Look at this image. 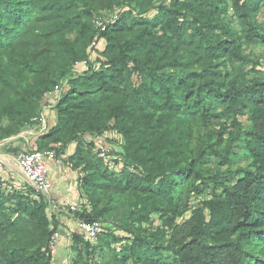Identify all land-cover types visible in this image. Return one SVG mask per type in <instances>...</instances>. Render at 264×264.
<instances>
[{
    "label": "trees",
    "instance_id": "1",
    "mask_svg": "<svg viewBox=\"0 0 264 264\" xmlns=\"http://www.w3.org/2000/svg\"><path fill=\"white\" fill-rule=\"evenodd\" d=\"M263 6L264 0H0V140L39 120L53 94L55 122L33 149L56 148L83 171L80 195L95 201L94 212L79 207L74 217L103 221L117 205L110 197L98 204L114 188L125 195V219L170 230L176 264H264V76L245 79L228 67L256 63L242 39L264 45ZM114 10L116 19L97 26L96 16ZM245 110L249 126L239 119ZM107 130L123 140L118 173L103 168L100 148L84 137ZM237 140L250 163L232 169ZM71 142L75 149L65 157ZM0 182V264H54L49 244L61 221L50 197L29 182ZM212 186L203 205L192 207L190 194ZM113 231L104 223L98 234L120 247L112 264L157 249L133 230ZM72 248L74 264L95 259L97 245L83 232H73Z\"/></svg>",
    "mask_w": 264,
    "mask_h": 264
},
{
    "label": "rangeland",
    "instance_id": "2",
    "mask_svg": "<svg viewBox=\"0 0 264 264\" xmlns=\"http://www.w3.org/2000/svg\"><path fill=\"white\" fill-rule=\"evenodd\" d=\"M259 21L264 24V6L261 9V12L258 14ZM233 24H237V21H234ZM242 48L245 53H248L251 57L255 58L256 63L255 64H243L241 62L235 61L233 63H229L228 67L230 69V75L238 74L241 76V78L245 79H251L257 76H264V45L259 43H252L248 42L244 39H242ZM85 67H87V64H85ZM41 111L44 112V109L41 108ZM41 117V113L39 115ZM46 117V116H45ZM38 119V118H37ZM37 119H34L33 121H38ZM239 119L241 120L242 125L249 126L251 124V120L249 118L248 111L245 110L243 112H240ZM40 120V119H39ZM232 119H229V122ZM44 123V121H43ZM46 123L48 124V118H46ZM31 125V124H30ZM216 126V125H215ZM34 126L31 125L22 127V129L16 133L15 135L21 133L22 136L15 138V140L12 139V143L16 142L19 145L18 147L10 146V140L8 141V138H5L3 140H0V152H8L10 153V147L11 150L17 148L15 150V155L19 150L22 149H30L34 148V140L37 138L38 135H35L34 132L29 131V129H33ZM25 135V136H23ZM96 136L95 139H101L99 142H95L94 138L92 136L87 134L86 139H93L94 144L96 147H99L101 150H105L107 153L102 158H97L98 161H101L103 168L108 169L109 171H114L115 173H118L124 162L125 158L123 155V148H122V137L120 134H118L115 131L107 130L102 135H94ZM26 137V138H25ZM35 138V139H34ZM22 141V143H20ZM240 141L237 140L234 143L233 150L237 152L236 159L234 164L232 165V169H235L237 167L245 166L250 163L249 160H247L245 157H241V151L242 148L239 145ZM13 152V151H11ZM67 162V161H65ZM70 162V161H68ZM47 163V161H46ZM62 165H67L65 163H61ZM69 164V163H68ZM207 165L211 167L216 166V162L214 160H210L207 162ZM65 167V166H63ZM223 170L227 171L229 168L227 165L221 166ZM67 170L70 172H74V176H72V179H70V187L73 189H76L78 187L80 191V181H81V173L83 174V171L78 168L71 165H68ZM104 182L108 183L110 182V179H102ZM7 182V183H6ZM4 186H7L10 184L8 180H4ZM6 183V184H5ZM213 185V184H212ZM212 188L207 189L203 194L197 195V194H190L191 198L189 202L191 203L192 207H198L203 205V200L210 197L212 193ZM216 190H220L219 186L215 187ZM112 198L117 205V208L114 210H111L107 213V215L102 216L103 222L106 224V230H114L113 232L115 234H121V235H129L130 230H133L135 234H139L145 238H147V242H149L152 245H158L156 250L150 249V251L147 250L146 254H142L140 258H138L136 261L131 262L130 264H176L175 259L173 258V255L171 254V249L168 246V238L170 230L167 227L163 226H155L149 229L140 228L138 226V223L132 221L131 219H125L122 215V211L125 205V195L118 193L114 188H110L106 193V198L104 201L100 202L98 205L101 207L104 205L108 198ZM74 203L78 205V207L85 209V213L88 215L93 214L94 212V204L95 201H87L85 202V199L83 197L76 200ZM70 205V203H62V206L64 207V210L56 211L53 209L51 211L52 214L62 215L64 217L69 218L67 220L68 224L62 223L61 229L65 230L62 233L59 231V241L54 249L55 256L53 263L54 264H74V258L77 256L78 252L77 250L72 248L73 244V232L79 231L83 232L79 223L78 218L73 216V213L70 214L67 212V208ZM54 208V206H51ZM51 208V209H52ZM208 214V213H207ZM66 228H65V227ZM85 234V233H84ZM89 235L85 234V237H88ZM90 239H92V242L97 245L96 252H95V259H91V264H112V261L114 259V251L115 249H119L120 247L117 245V243H114L113 241L108 242V240H102L99 235L96 237L89 236ZM149 256L147 259L146 256Z\"/></svg>",
    "mask_w": 264,
    "mask_h": 264
},
{
    "label": "crops",
    "instance_id": "3",
    "mask_svg": "<svg viewBox=\"0 0 264 264\" xmlns=\"http://www.w3.org/2000/svg\"><path fill=\"white\" fill-rule=\"evenodd\" d=\"M55 102H56L55 96L53 94H49L46 97V102L43 104L44 112L42 113L46 116V118H48V125H52L56 119L55 118V104H56ZM31 125H33L34 128L29 129V131L34 132L35 135H39L40 133L44 131L45 127L47 126V123L45 122L44 124L40 120H38L37 122ZM31 125H28V126L30 127ZM88 135L92 136L95 142L101 141L100 138L98 140L95 139L96 136L92 134H88ZM20 136H22L21 133L17 135L14 134L8 137L7 140L8 141L10 140V146H12L13 144V146L18 147L19 141L18 143L16 142L12 143V139L15 140V138H18ZM84 137L88 138L87 134ZM20 143H22V141H20ZM11 148L12 147H10V153L0 152V159L2 160V166H0V178L2 180H8L10 182V184H8L9 188H12V187L19 188L23 186L24 183L29 182V181L16 159L15 150L17 148L13 150H11ZM74 149H75V142H71L67 146L66 152L63 155L67 157L69 154H71L74 151ZM46 167H47L48 175L53 185L51 195L53 196V200L55 201L56 205L62 206V203H74L76 200L81 198L78 187H76V189H73V187L71 188L69 185L70 179H72V176H74V172L73 171L70 172L69 170H67L68 165H62L56 160L50 159V160H47ZM61 209L64 210V207H62ZM59 217H60L61 224L62 223L68 224L67 220L69 218L66 219V217H64L62 213L59 215ZM61 227L62 226L60 225L61 231L60 230L59 231L63 235V231L65 230L61 229Z\"/></svg>",
    "mask_w": 264,
    "mask_h": 264
},
{
    "label": "built area",
    "instance_id": "4",
    "mask_svg": "<svg viewBox=\"0 0 264 264\" xmlns=\"http://www.w3.org/2000/svg\"><path fill=\"white\" fill-rule=\"evenodd\" d=\"M118 16V11L114 10L109 13H104L102 15H98L95 17L94 21L97 26L101 28H105L106 24L113 19H116ZM97 38L93 40V44H97ZM40 121L44 124L46 122V117L43 113H41V117H39ZM105 150L99 151V154L104 157L106 155ZM58 158V162H65L63 157H58L56 148H47L43 150L39 149H22L16 154V159L22 168L24 174L26 175L29 183H31L35 188L41 190L43 193L47 194L51 199V206H54L51 210L55 209L56 211H60L63 206L56 205L51 198L52 192V182L48 175L46 161L50 159ZM68 162V161H67ZM69 165L72 166V162H68ZM0 166H2V160L0 159ZM0 187H2V183L0 182ZM79 207L76 203H70L67 208V212L72 214L74 210H77ZM78 223L84 231L85 234L96 237L99 232L103 229L104 222L102 220H83L78 218ZM59 232L57 231L50 242V247L55 249L58 243Z\"/></svg>",
    "mask_w": 264,
    "mask_h": 264
}]
</instances>
